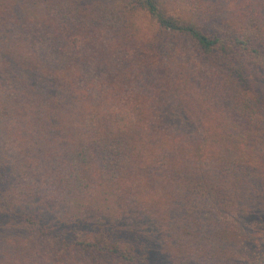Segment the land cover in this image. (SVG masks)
Instances as JSON below:
<instances>
[{"label":"trees","instance_id":"trees-1","mask_svg":"<svg viewBox=\"0 0 264 264\" xmlns=\"http://www.w3.org/2000/svg\"><path fill=\"white\" fill-rule=\"evenodd\" d=\"M69 71L90 99L61 110ZM261 79L264 0H0V204L35 234L18 257L148 264L149 250L100 224L110 198L135 193L186 264H244L239 217L264 197ZM163 97L196 140L158 126ZM10 176L32 178L66 224L92 215L102 229L57 245L28 205L18 210Z\"/></svg>","mask_w":264,"mask_h":264},{"label":"rangeland","instance_id":"rangeland-1","mask_svg":"<svg viewBox=\"0 0 264 264\" xmlns=\"http://www.w3.org/2000/svg\"><path fill=\"white\" fill-rule=\"evenodd\" d=\"M43 0H38L42 2ZM69 71L66 75L65 80H59L60 85H64L67 88V92L71 93L69 99L67 97H62L59 100L62 104L59 105L61 110H64L63 105L66 104V108L69 109V104L72 103V108H77L76 104L81 101V95H85L83 102L88 103L90 97L89 88L87 85H75L74 81L69 76ZM65 81V82H64ZM261 86L264 88V79L260 80ZM146 90V95H151L152 92L149 91V87H144ZM61 89V88H60ZM151 90V89H150ZM135 93V92H134ZM79 95V98L77 96ZM128 98L127 96H125ZM76 99V100H75ZM133 99V98H132ZM155 99V96L153 97ZM71 100V101H69ZM76 102H75V101ZM118 98H114L117 103ZM156 100V99H155ZM164 101L161 110L158 111L160 115L158 126L167 127L168 129H173L176 132L184 134L189 140H196L199 134L198 128L194 123H192L186 116L180 114L175 115L177 107L174 101L170 97H163ZM125 100L118 102V104H124ZM156 102H153V106L156 108L158 106ZM156 104V105H155ZM164 108V109H163ZM24 165L28 167L25 172H33V166L35 162L30 154L28 159H24ZM49 170L48 167H46ZM37 179H40V174L36 175ZM23 176L16 178L10 176L5 183V188L10 189L15 187L19 192H14L12 200L17 202L18 210L22 211L24 214V207L28 205L30 207V218L34 213V218L38 219L40 224L45 226V230L50 236L57 237V245H60L62 238L67 240H76L77 231L74 229L78 228V231L83 234H90L93 229H102L101 225H97L92 215H86L85 221H81L78 224L73 222L65 223L63 220L62 211L60 208H55V204L52 201H47V205L41 204V198L36 195V184L31 178L30 181L22 179ZM24 192V193H23ZM126 202H122L117 198H110V209L108 210L107 216L104 217V222L100 223L105 225L104 227L110 230L115 237L120 238L125 241H132L138 245L141 251L149 250L150 257L148 264H186L181 257H177L172 253L174 251L171 241L168 238L165 228L160 224L154 207H147L144 203H141V198H138L135 193ZM24 206V207H22ZM53 206L55 209H53ZM18 215H10L3 209L0 204V264H45L44 261H39L36 258H30L29 255L25 257H18L17 251L18 247L21 245L20 242L22 238H30L35 234L32 232L28 233L30 227L26 226L24 220L18 221ZM239 218L242 220L243 233L245 237V244L242 251L241 258L244 264H256L259 256L264 254V197L262 201L258 203L257 208H255L248 216L241 215ZM80 228V230H79ZM74 230V232H73ZM21 240V241H20ZM45 242V241H44ZM30 243L32 241L30 240ZM47 243V242H46ZM27 244V243H22ZM29 246V244H27ZM30 247V246H29ZM44 250H51L48 244L41 247Z\"/></svg>","mask_w":264,"mask_h":264}]
</instances>
